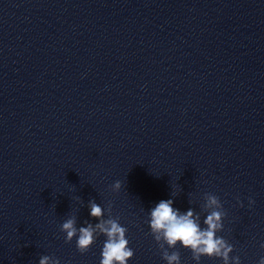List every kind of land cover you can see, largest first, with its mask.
Segmentation results:
<instances>
[{
    "label": "clouds",
    "instance_id": "obj_1",
    "mask_svg": "<svg viewBox=\"0 0 264 264\" xmlns=\"http://www.w3.org/2000/svg\"><path fill=\"white\" fill-rule=\"evenodd\" d=\"M115 190L121 188V182L116 181L113 185ZM252 203V201H250ZM90 215L100 220L93 226L88 223L86 227L76 228L74 217L66 219L61 225V231L66 233L65 242H71L76 238V247L80 253H86L95 243L97 230L106 237L101 252L100 264H128L129 259L134 256V251L126 238L127 229L121 226L118 219H101L104 209L95 203L89 202ZM205 207L213 210L207 214L203 221L205 227H201L199 215H194L189 209L181 213L173 207V200H161L150 210L149 225L154 240L162 250V258L167 264H180V253L168 249H174L177 244L192 252L193 259L199 264L201 257L220 258L223 264H240L238 256L230 257L233 252V245L217 233L223 230L222 219L225 212L221 211V202L214 194H206ZM167 245V247H165ZM264 248V244L261 245ZM39 264H60L59 259L44 255L40 258ZM258 264H264V257H261Z\"/></svg>",
    "mask_w": 264,
    "mask_h": 264
}]
</instances>
